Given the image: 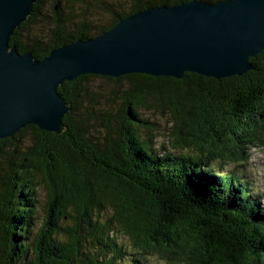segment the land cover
Returning a JSON list of instances; mask_svg holds the SVG:
<instances>
[{"label":"trees","instance_id":"16d2710c","mask_svg":"<svg viewBox=\"0 0 264 264\" xmlns=\"http://www.w3.org/2000/svg\"><path fill=\"white\" fill-rule=\"evenodd\" d=\"M194 1L222 0H38L8 44L42 60L131 14ZM248 63L220 80L64 82L61 134L30 125L0 140V264H264V192L242 170L264 146V52Z\"/></svg>","mask_w":264,"mask_h":264},{"label":"water","instance_id":"95a60500","mask_svg":"<svg viewBox=\"0 0 264 264\" xmlns=\"http://www.w3.org/2000/svg\"><path fill=\"white\" fill-rule=\"evenodd\" d=\"M37 1L0 0V140L30 125L61 134L70 106L58 88L80 76L220 80L243 75L264 52V0H222L148 8L37 60L8 44Z\"/></svg>","mask_w":264,"mask_h":264},{"label":"rangeland","instance_id":"374dc122","mask_svg":"<svg viewBox=\"0 0 264 264\" xmlns=\"http://www.w3.org/2000/svg\"><path fill=\"white\" fill-rule=\"evenodd\" d=\"M101 1H107V0H76L77 5L79 4V9L80 10H84V5L83 4H87L88 3V4H93L94 5V4H96L98 2H101ZM109 1H112V0H109ZM47 6H48V4L45 3L43 8L45 9ZM46 9H48V8H46ZM87 16H88L89 20H94V17L91 16V14H88ZM103 83H105V82H103V81H95L94 85L99 84V85L105 86ZM105 87H107V86H105ZM153 119H155L153 122H156L157 124H159L160 128H163L165 126V119L164 118H161V117L157 116V117H155ZM155 143H156V147H159V146L167 147L168 146V144L166 142V139L163 138V137H158L155 140ZM246 155L248 156V158L246 160V164H243L244 167L242 168V170L247 172V169L250 166L249 167L250 171L253 172L254 176L256 174L255 178L260 179L258 181L259 182L258 185L262 189H259V190L261 192H264V146H262V148H255L254 147L251 150H249L248 154H246ZM222 167H224V170H225L227 168L234 167V165L231 164L230 166H226V167L222 166ZM39 201L41 202L42 205L45 204V202H46L45 192L42 189H40V191H39ZM157 264H162V263H160L158 261Z\"/></svg>","mask_w":264,"mask_h":264}]
</instances>
